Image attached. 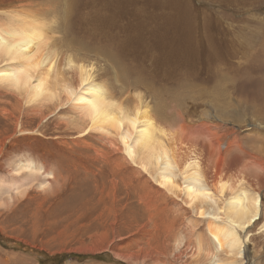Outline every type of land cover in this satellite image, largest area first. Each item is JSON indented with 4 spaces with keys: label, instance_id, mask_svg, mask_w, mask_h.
I'll use <instances>...</instances> for the list:
<instances>
[{
    "label": "rangeland",
    "instance_id": "obj_1",
    "mask_svg": "<svg viewBox=\"0 0 264 264\" xmlns=\"http://www.w3.org/2000/svg\"><path fill=\"white\" fill-rule=\"evenodd\" d=\"M0 10L43 25V52L53 54L51 83L79 89L78 66H88L91 82L105 86L126 109L148 108L158 127L190 132L205 124L218 132L223 148L235 138L243 150L264 156V99L236 85L244 83L249 63L264 60V0H0ZM218 72L227 78L219 80ZM61 96L38 113L0 85V181L30 158L55 176L47 190L31 188L13 203L0 189V264H129L113 251L137 252L149 228L155 252L166 253L163 240L186 231L182 239L191 247L199 238L210 247L208 219L182 201L185 174L177 169L178 189L161 198L155 188H163L123 160L115 136L102 145L96 135H81L87 123H79ZM206 187L213 197L207 205L221 208L215 217L221 222L232 192ZM259 195L261 217L243 232L239 264H264V189ZM103 233L106 240L98 241ZM130 235L136 236L126 241ZM95 244L99 249L87 252ZM55 256L62 258L53 261ZM201 258L189 264H211Z\"/></svg>",
    "mask_w": 264,
    "mask_h": 264
},
{
    "label": "bare ground",
    "instance_id": "obj_2",
    "mask_svg": "<svg viewBox=\"0 0 264 264\" xmlns=\"http://www.w3.org/2000/svg\"><path fill=\"white\" fill-rule=\"evenodd\" d=\"M0 20H3L0 22L1 86L21 96L25 103L38 113L48 104L58 102L63 93L65 97L61 96V101L69 103L77 111L80 115L79 123H87L84 127L81 126L84 128L81 135H87L88 132L89 135H96L99 140L101 139L102 145L106 144L108 135L115 136L124 154L123 160L131 166L132 164L139 166L142 172L150 175L163 188L157 186L155 188L163 199L172 198L168 193H175L178 189V183L175 182L178 169L179 175L185 174L186 186L181 188L185 195L182 201L189 206L194 205L197 214L208 219L207 231L210 235L206 243L210 244V247H207L201 238L194 241L191 247L189 239H185L186 237L185 240L182 239L186 231L176 238H170L169 235L167 243L163 240V250L166 249V253L155 252L152 248L155 230L149 228L147 234L141 235H147L146 237H136V239L141 237L137 252L121 254L118 251L120 255L113 251L115 257L129 264H189V259L196 257L210 258L211 264L242 262L243 232H246V228L255 223L262 213V199L259 194L264 189V156L253 155L243 150L235 138L223 148L218 132L212 131L205 124L202 128L199 127V130L190 132L185 126L177 127L175 130L158 127L148 108L138 106L134 110L126 109L105 86L91 82L88 66H78V80L81 85L79 89H75L72 83L67 82L56 81L52 84L50 62L53 60V54L51 52L47 55L43 52V45L47 40L43 25L36 19L6 10H0ZM69 62L72 63L71 60ZM42 64L43 66H40ZM46 65L49 67L48 71ZM249 66L251 69L243 72L246 76L244 83L238 79L236 85L241 90L249 89L247 92L250 95L262 100L264 99V60L249 63ZM222 70L224 68L220 71ZM252 71L260 75L256 78L252 77ZM225 73H217L220 75L219 80L223 81L227 78ZM228 80L232 81V79ZM87 81V86H82ZM55 85L61 88V93ZM233 85L231 82L230 86ZM161 119L165 121L166 116L162 114ZM232 151L235 152L232 154ZM235 158L237 163L234 161ZM114 164L117 165L116 161ZM119 168H123V165ZM12 172L15 174L10 180L0 181V189L12 203L26 198V193L31 188L47 190L51 185L49 179L55 177L54 173L48 169L46 171L42 164L32 161L31 158L26 163L20 162ZM142 178L145 176L142 175ZM206 185L212 187L214 185L219 194L229 190L232 192L221 222L215 218L219 217L218 211L221 208L215 212L207 205L206 199L211 200L213 197L209 194L211 187L208 188ZM247 188L256 193L249 195ZM177 198H180V195H177ZM188 228L192 233L193 228L191 226ZM135 236L130 235L125 240H133ZM103 239L105 233L98 241L103 242ZM170 239H173L171 244H169ZM215 244L216 251H212L211 247ZM98 245L100 244L88 247L87 252L98 250ZM148 248L153 251L148 254V261H145L148 256L145 250ZM156 248L160 251V248ZM220 251L225 252L228 258L220 259L217 254Z\"/></svg>",
    "mask_w": 264,
    "mask_h": 264
},
{
    "label": "trees",
    "instance_id": "obj_3",
    "mask_svg": "<svg viewBox=\"0 0 264 264\" xmlns=\"http://www.w3.org/2000/svg\"><path fill=\"white\" fill-rule=\"evenodd\" d=\"M61 256H55L54 258H53V261H56L57 259H60L61 260ZM59 262V261H58Z\"/></svg>",
    "mask_w": 264,
    "mask_h": 264
}]
</instances>
